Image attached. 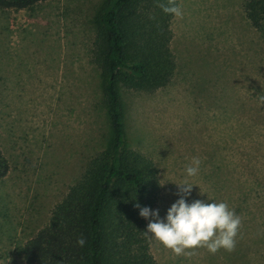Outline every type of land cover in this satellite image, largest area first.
<instances>
[{
    "label": "rangeland",
    "instance_id": "obj_1",
    "mask_svg": "<svg viewBox=\"0 0 264 264\" xmlns=\"http://www.w3.org/2000/svg\"><path fill=\"white\" fill-rule=\"evenodd\" d=\"M102 1L0 10V87L10 123L0 264H22L21 246L48 223L84 163L104 146L105 111L89 59ZM243 2L179 0L183 18L171 20L177 62L171 83L150 93L120 90L128 147L159 171L151 210L164 219L181 198L175 183L187 178L195 185L186 202H226L241 218L230 253L235 261L204 248L177 257L150 239L157 264H264V105L256 99L264 93V39L243 18ZM193 157L200 169L187 177Z\"/></svg>",
    "mask_w": 264,
    "mask_h": 264
},
{
    "label": "trees",
    "instance_id": "obj_2",
    "mask_svg": "<svg viewBox=\"0 0 264 264\" xmlns=\"http://www.w3.org/2000/svg\"><path fill=\"white\" fill-rule=\"evenodd\" d=\"M46 1L0 0V10L30 11ZM160 2L166 0H103L99 5L89 59L105 111V143L84 163L48 223L21 246L22 264H157L145 234L147 221L135 205L156 206L159 171L151 159L128 147L120 90L154 92L175 75L173 16L157 7ZM241 9L264 39V0H244ZM6 112L0 87V183L10 171L3 151L10 140ZM80 236L86 240L83 248L76 243ZM228 259L235 261V254Z\"/></svg>",
    "mask_w": 264,
    "mask_h": 264
},
{
    "label": "clouds",
    "instance_id": "obj_3",
    "mask_svg": "<svg viewBox=\"0 0 264 264\" xmlns=\"http://www.w3.org/2000/svg\"><path fill=\"white\" fill-rule=\"evenodd\" d=\"M157 7L166 15L177 19L183 18L182 7L176 4V0L160 2ZM256 99L259 104L264 105V93L258 94ZM200 164L201 160L193 157L185 167L186 176H196ZM175 184L179 189L177 195L181 198L170 206L164 219L160 218L158 209L153 211L148 207H141L138 203L135 205L140 209L141 217L152 218L147 224L146 236L177 257L191 256L198 248H204L210 254H216L221 249L227 252L234 251L241 225V218L235 211L230 209L226 202L206 203L195 200L188 203L186 197L191 194L195 184L189 183L187 178ZM76 243L83 248L86 240L80 236Z\"/></svg>",
    "mask_w": 264,
    "mask_h": 264
}]
</instances>
